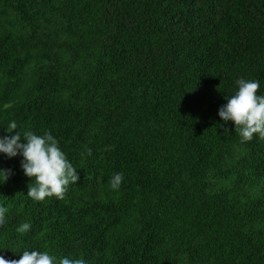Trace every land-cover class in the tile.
Masks as SVG:
<instances>
[{"label":"trees","instance_id":"obj_1","mask_svg":"<svg viewBox=\"0 0 264 264\" xmlns=\"http://www.w3.org/2000/svg\"><path fill=\"white\" fill-rule=\"evenodd\" d=\"M240 78L264 95V0H0V137L50 131L79 175L34 201L0 153V255L264 264V139L218 115Z\"/></svg>","mask_w":264,"mask_h":264},{"label":"clouds","instance_id":"obj_2","mask_svg":"<svg viewBox=\"0 0 264 264\" xmlns=\"http://www.w3.org/2000/svg\"><path fill=\"white\" fill-rule=\"evenodd\" d=\"M238 91L225 97L227 103L219 108L218 115L225 122H233L241 142H250L255 135L264 139V95H258L260 83L257 80L236 81ZM17 123L10 122L7 132L15 133L0 137V153L8 158L21 156V168L24 175L34 183L28 185L27 196L34 201H44L55 197L64 199L70 183L79 180L77 169L70 163L66 153L51 132L42 135L31 130L21 134ZM91 155V149H87ZM12 175L11 169H0V177L6 182ZM124 180L122 172L115 173L110 179V186L118 190ZM8 209L0 206V226L5 223ZM31 229L30 222L22 223L16 230L24 234ZM0 264H57V258L47 251L25 250L18 260L5 259L0 255ZM58 264H86L83 258L61 257Z\"/></svg>","mask_w":264,"mask_h":264}]
</instances>
